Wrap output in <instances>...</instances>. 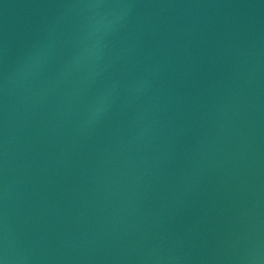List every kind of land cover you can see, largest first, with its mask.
I'll list each match as a JSON object with an SVG mask.
<instances>
[{
    "label": "water",
    "instance_id": "obj_1",
    "mask_svg": "<svg viewBox=\"0 0 264 264\" xmlns=\"http://www.w3.org/2000/svg\"><path fill=\"white\" fill-rule=\"evenodd\" d=\"M0 264H264V0H0Z\"/></svg>",
    "mask_w": 264,
    "mask_h": 264
}]
</instances>
